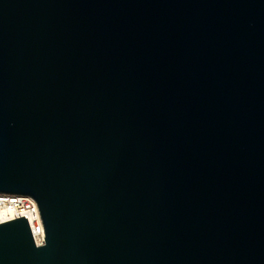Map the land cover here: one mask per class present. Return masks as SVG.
<instances>
[{"label": "water", "instance_id": "95a60500", "mask_svg": "<svg viewBox=\"0 0 264 264\" xmlns=\"http://www.w3.org/2000/svg\"><path fill=\"white\" fill-rule=\"evenodd\" d=\"M0 264H264V0H0Z\"/></svg>", "mask_w": 264, "mask_h": 264}, {"label": "built area", "instance_id": "2783aa9c", "mask_svg": "<svg viewBox=\"0 0 264 264\" xmlns=\"http://www.w3.org/2000/svg\"><path fill=\"white\" fill-rule=\"evenodd\" d=\"M8 206L14 210L13 219L27 216L35 243L45 242V230L36 201L30 196L0 194V207ZM11 219V220H13Z\"/></svg>", "mask_w": 264, "mask_h": 264}, {"label": "bare ground", "instance_id": "6f19581e", "mask_svg": "<svg viewBox=\"0 0 264 264\" xmlns=\"http://www.w3.org/2000/svg\"><path fill=\"white\" fill-rule=\"evenodd\" d=\"M14 210L8 206L0 207V223L13 219Z\"/></svg>", "mask_w": 264, "mask_h": 264}]
</instances>
